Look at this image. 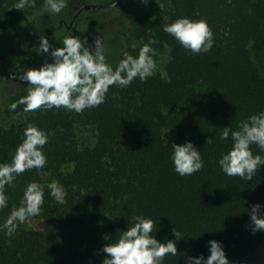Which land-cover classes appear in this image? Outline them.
Listing matches in <instances>:
<instances>
[{"label":"trees","instance_id":"obj_1","mask_svg":"<svg viewBox=\"0 0 264 264\" xmlns=\"http://www.w3.org/2000/svg\"><path fill=\"white\" fill-rule=\"evenodd\" d=\"M16 3L0 0V38L19 37L24 18L44 6V0H35V7L18 10ZM151 5L154 13L139 10L128 24L124 52L136 56L144 44L156 54L167 52L164 73L134 79L126 88L111 86L103 104L81 113L64 108L26 113L24 105L10 111L8 106L26 93L27 82L19 76L52 57L33 52V44L5 51L20 58L13 84L2 89L8 97L1 112L18 119L0 122V162L10 161L29 122L49 140L45 167L25 171L5 187L9 199L0 209V224L32 181L56 180L67 197L59 204L45 188L40 213L30 217L40 219L39 230L23 223L8 236L0 229V264H102L104 234L118 235L136 216L156 221L157 240L175 241L177 255L166 256L163 264L206 258L210 240L222 243L229 261L248 260L264 241V230L253 232L250 219L253 205L264 212V165L245 181L225 175L217 163L231 147L230 140L219 139L221 128L235 130L241 120L264 110V0H153ZM177 17L206 20L214 35L212 49L193 54L164 32ZM53 32L42 30L49 39ZM51 40L52 47L62 46L63 39ZM124 52L108 62L115 65ZM80 127L93 129L92 145H79ZM185 141L201 151L204 167L182 177L174 171L170 146ZM251 150L264 156L254 144Z\"/></svg>","mask_w":264,"mask_h":264},{"label":"clouds","instance_id":"obj_2","mask_svg":"<svg viewBox=\"0 0 264 264\" xmlns=\"http://www.w3.org/2000/svg\"><path fill=\"white\" fill-rule=\"evenodd\" d=\"M141 2L146 3V0ZM67 4L68 0H44L43 12L59 14ZM111 6H115V3ZM25 7H35V0H17L15 9ZM163 31L193 54L207 53L214 44L213 32L204 19L177 17L165 24ZM92 43L90 50L87 38L82 40L74 35H66L62 46L52 47L41 36L36 51L50 54L51 62L45 60L38 68L25 69L19 79L27 82L26 93L11 103L9 110L15 111L24 105L23 111L26 113L61 108L81 113L103 104L111 86L126 88L134 79L145 81L157 67L154 60L156 50L148 44L142 45L136 56L125 51L123 58L113 65L107 60L100 37L94 38ZM221 129L219 139L230 140L231 147L218 159L220 169L227 176L251 181L260 166L264 165V156L253 154L251 150L254 144L260 152H264V110L241 120L235 130L229 126ZM48 140L49 134L45 130L31 122L26 124L10 161L0 162V209L8 206L6 186L12 185L16 177L25 171L45 167L47 157L43 148ZM212 142V137L206 139L207 144ZM170 149L174 171L178 175L191 176L204 167L201 151L191 141L173 143ZM45 188L57 203H65L67 190L58 181L53 180L46 185L37 181L28 183L20 205H14L3 224H0V229L6 230V235L11 236L19 224L40 213ZM250 219L253 232L264 230V212L259 205L251 208ZM156 230L155 220L136 216L131 225L128 224L126 230H120L118 235L110 237L104 234L103 238L108 242L101 249L105 254L102 264H163L166 256H176L175 241L157 240L152 235ZM172 231L176 240L181 239L175 228ZM208 244L210 254L206 258L190 257L186 264H230L221 242L210 240Z\"/></svg>","mask_w":264,"mask_h":264},{"label":"rangeland","instance_id":"obj_3","mask_svg":"<svg viewBox=\"0 0 264 264\" xmlns=\"http://www.w3.org/2000/svg\"><path fill=\"white\" fill-rule=\"evenodd\" d=\"M114 1L119 0H68L67 7H65L59 14H47L43 10H39L34 14H28L19 29V37L14 35L11 38H0V122L9 124L16 122L18 119L15 116L2 115L1 110L4 108L5 100L8 96L2 91L6 87L8 91L9 86L13 84V78L16 76V61L20 58L18 54L11 53L5 54L9 46L16 48L25 47L33 44V52H37L39 48L41 36L45 37L49 44L54 40L63 39L65 35H74L82 40L87 38L88 46L92 45L94 38L100 37L104 43L105 55L110 62H113L120 53L125 50V36L124 32L128 27L130 21L134 18L135 14L141 10L144 13H154L156 8H152L151 1L146 0H125L123 3H117L111 6ZM106 4L99 9H84L87 3H100ZM95 23L97 24L96 26ZM52 28L53 37L51 39L42 33V30ZM104 32L105 35H101ZM114 32V33H113ZM20 39V43L17 39ZM32 52V53H33ZM108 52L113 54L110 58ZM5 54V55H4ZM38 54V53H36ZM35 54V55H36ZM18 56V57H17ZM167 52L157 53L154 56L156 61V69L154 72L164 73V66L167 61ZM45 57H47L45 55ZM16 79V78H15ZM200 90H205L203 85L198 86ZM77 139L81 147L92 145L94 141V131L91 127H80L77 129ZM25 226L30 229L39 230L41 228V221L37 217L28 218L24 222ZM230 264H264V241L259 245L252 259L248 260H232Z\"/></svg>","mask_w":264,"mask_h":264},{"label":"flooded vegetation","instance_id":"obj_4","mask_svg":"<svg viewBox=\"0 0 264 264\" xmlns=\"http://www.w3.org/2000/svg\"><path fill=\"white\" fill-rule=\"evenodd\" d=\"M122 1H124V0H119L118 2H117V1H114L113 3L117 4V3H120V2H122ZM92 4H93L95 7L90 6V5H92ZM86 5H89V8H90V9L95 10V9H99V8L105 6L106 4H103L102 2H100V3H87V4H85L84 6H86ZM84 6H83V7H84ZM89 8H88V9H89Z\"/></svg>","mask_w":264,"mask_h":264},{"label":"water","instance_id":"obj_5","mask_svg":"<svg viewBox=\"0 0 264 264\" xmlns=\"http://www.w3.org/2000/svg\"><path fill=\"white\" fill-rule=\"evenodd\" d=\"M90 6L95 7L93 4ZM88 8H89V5L84 6V9H88Z\"/></svg>","mask_w":264,"mask_h":264}]
</instances>
